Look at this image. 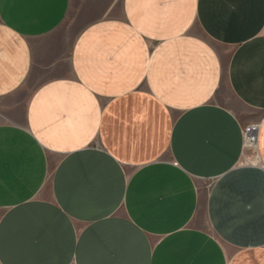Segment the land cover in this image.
Returning a JSON list of instances; mask_svg holds the SVG:
<instances>
[{
    "label": "crops",
    "instance_id": "0c3cea01",
    "mask_svg": "<svg viewBox=\"0 0 264 264\" xmlns=\"http://www.w3.org/2000/svg\"><path fill=\"white\" fill-rule=\"evenodd\" d=\"M0 264H264V0H0Z\"/></svg>",
    "mask_w": 264,
    "mask_h": 264
},
{
    "label": "built area",
    "instance_id": "2783aa9c",
    "mask_svg": "<svg viewBox=\"0 0 264 264\" xmlns=\"http://www.w3.org/2000/svg\"><path fill=\"white\" fill-rule=\"evenodd\" d=\"M259 125L250 124L245 127L244 131V148L247 150H255L258 146Z\"/></svg>",
    "mask_w": 264,
    "mask_h": 264
},
{
    "label": "rangeland",
    "instance_id": "374dc122",
    "mask_svg": "<svg viewBox=\"0 0 264 264\" xmlns=\"http://www.w3.org/2000/svg\"><path fill=\"white\" fill-rule=\"evenodd\" d=\"M257 125H259V124H257ZM260 127V126H259ZM258 134H259V132H258Z\"/></svg>",
    "mask_w": 264,
    "mask_h": 264
}]
</instances>
